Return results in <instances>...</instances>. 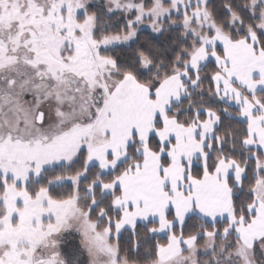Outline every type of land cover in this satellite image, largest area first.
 <instances>
[{"label": "snow or ice", "instance_id": "1", "mask_svg": "<svg viewBox=\"0 0 264 264\" xmlns=\"http://www.w3.org/2000/svg\"><path fill=\"white\" fill-rule=\"evenodd\" d=\"M220 7L0 0V264H264V0Z\"/></svg>", "mask_w": 264, "mask_h": 264}, {"label": "trees", "instance_id": "2", "mask_svg": "<svg viewBox=\"0 0 264 264\" xmlns=\"http://www.w3.org/2000/svg\"><path fill=\"white\" fill-rule=\"evenodd\" d=\"M223 0H212L213 5L215 6V10L218 16L223 15V9L220 7ZM182 29L179 28H172L168 32L163 34L154 35L147 30H142L139 33V38L137 44L133 45V48L138 46H149L153 49V51L159 52L162 56L166 55L171 57L172 49L175 47L176 43L178 42V37L180 36ZM130 54V53H129ZM215 70L214 62L210 63L208 68L205 69L206 73H211ZM209 86V81H205L204 87L207 89ZM205 99H208V96L205 95ZM209 106L214 108H222L225 105L222 103H211ZM225 123H229L225 121ZM233 127H239L235 121L231 122ZM79 167V165H77ZM70 191V186L65 189V192ZM141 234H143V229H141ZM125 236L128 234L125 233Z\"/></svg>", "mask_w": 264, "mask_h": 264}, {"label": "rangeland", "instance_id": "3", "mask_svg": "<svg viewBox=\"0 0 264 264\" xmlns=\"http://www.w3.org/2000/svg\"><path fill=\"white\" fill-rule=\"evenodd\" d=\"M141 29L142 30H147V31L151 32L154 35H158V33L152 32L151 28L147 26V22H145V25H141Z\"/></svg>", "mask_w": 264, "mask_h": 264}]
</instances>
